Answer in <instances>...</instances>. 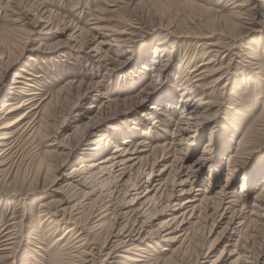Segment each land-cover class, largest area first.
<instances>
[{"label": "rangeland", "instance_id": "rangeland-1", "mask_svg": "<svg viewBox=\"0 0 264 264\" xmlns=\"http://www.w3.org/2000/svg\"><path fill=\"white\" fill-rule=\"evenodd\" d=\"M129 23L131 36L115 33ZM211 57L207 66L229 72L190 92L203 66L192 69ZM254 63L264 70V0H0V107L39 105L36 130L0 166V248L16 242L0 264H70L80 232L95 262L134 243L146 264H264V204L253 207L264 182V71ZM249 127L239 162L228 163ZM101 137L106 150L87 155ZM132 144L147 148L146 164L74 170Z\"/></svg>", "mask_w": 264, "mask_h": 264}, {"label": "bare ground", "instance_id": "bare-ground-1", "mask_svg": "<svg viewBox=\"0 0 264 264\" xmlns=\"http://www.w3.org/2000/svg\"><path fill=\"white\" fill-rule=\"evenodd\" d=\"M243 4L244 3H238L237 4V8L240 7V6H243ZM245 6H246V4H245ZM100 20H102V19H100ZM127 25L128 26L126 28H124L122 31L115 32V33L116 34H120V35L121 34H124V35L128 34L129 36H131L134 33V31H133L134 30V26L132 24H130V23L127 24ZM99 29H101V28H99ZM103 30H105V29H103ZM98 32H100V31H98ZM189 32H190V30H189ZM167 33L172 35L174 32L172 33L171 31L167 30ZM180 34H181V32L179 33L178 36H183L184 35V36H190V37H196V38H200L201 36H203V37L205 36V33L200 32V31L199 32H195V33L191 32V33H186V34H181V35ZM204 46H207V47L210 48L209 52L214 51V56H218L220 50L211 49L213 46H217L216 43H213L212 41H207V42H205ZM247 48H248V46H247ZM221 49H222V47H221ZM213 60L214 59L211 57L210 59H208V60L202 62L200 65H198L199 67L196 68V66H197L196 65L195 68L192 69V71L194 72V71L199 70V68L203 66V69H200L199 71L195 72L196 73L195 77L197 76V78L195 79V82H197V83H192V87L191 88H194V89H193V91H191V89H190V92L193 93L195 90H197L199 92H202L203 89L205 90V89H207V88H209L211 86H214L215 84L219 83V81L223 78V76H225L229 72L228 69H225L226 67H223V66L222 67H215L216 65L215 66H210V67L207 66V65H209L211 63L214 64ZM149 61H150V63L151 62H155L156 59H152V60L148 59L147 62H149ZM254 64H257V66H255L254 68L258 69L257 72H256L258 75L261 72L264 71L262 66H261V64H258V63H254ZM144 68H147V66H145V65L141 66V69H144ZM154 68H155L154 64L153 65L151 64L148 67V70L151 71V70H154ZM18 73L15 74V77H17V78L22 77ZM210 77L213 78V79L210 80L209 82H207L206 84L202 83L204 80H206L207 78H210ZM157 78L158 77H156V79ZM243 79H244V77L241 78V82H242ZM233 81H234V79H233ZM14 82H19V81L17 80V81H14ZM236 82L237 81L235 80V83ZM227 83H228V80L226 81L225 85ZM14 87H17V86H13V88ZM185 89H186V87L184 88V90H183L184 92L182 94L185 93ZM188 92H189V90H188ZM23 93L25 95L33 94V92L32 93H30V92L27 93V92L21 91V94H23ZM186 94L188 95V93H186ZM198 100H200V99H197V101ZM2 103L3 104L0 107V166L4 165L7 161H11L12 158H13V154L14 153L19 154V150H20V147H21V145H20L21 138L23 136L30 137V135L32 133H34V131L36 130V127L34 126L35 123L32 124L34 122V120L37 118V117H35L36 112L34 113L33 110H35L36 108L39 107V105H34L33 104V98L32 99H25V100L20 101L18 103H13V102H10V100L6 99ZM204 103H206V102L199 101L197 105H201V104H204ZM159 106L154 104V105H152L151 109L153 108L155 111L158 112V111H160L162 109ZM182 114H184L183 111H182ZM180 118L182 119L184 117L181 116ZM152 123H154V122H152ZM252 127H253V125H252ZM250 128L251 127H249L247 131L242 133V136H241V138H240V140L238 142L239 148L237 146L238 150L236 151L235 154H232L233 159H231V156H230V158H228V163L232 162L233 164H237V162H239L240 158H238V157H240V155L244 153V150L246 149L247 143L251 139L250 136L253 133L252 130H250ZM24 132H26V133H24ZM256 133H258V132H256ZM256 133H254V134H256ZM101 141H102V137L97 139V140H95V141H93V142H91V144H93L94 146L92 145V147H87L86 149L87 150H91L90 152H92V153H87V155L88 154H92V156H97V155L102 154L106 150L105 146H107V144H103ZM131 142H132V139L130 138V136H128V137L125 136L124 137L123 144L129 145V143L131 144ZM145 143H144V145H145ZM139 145L140 144H132L131 146L133 148L131 150H130V148L128 149V148H125V147H121V145H117V146L114 147L115 148L114 151H112L113 154H111L109 156H106V157H101V158L96 159V160H92V161H88V162H81L80 163L81 164L80 168L79 169L75 168L74 170H82V173H83V170H84V171H86V173H90L93 170L98 169L100 167V164L107 163V162H110V161H116V160L117 161L121 160L119 162V164H126L127 162H131V161H133L131 164H139V163H145L146 164V161H147L146 158H148V156H146V155L139 156V155L142 152L146 151L147 148L146 149H140L138 147ZM171 145H172V143H170L169 145H166L165 148L166 149L169 148V151H174L172 149ZM131 146H129V147H131ZM159 147H161L160 149H161V151H163L164 147L163 146H159ZM14 149H16V150H14ZM154 149H156V148L155 147L154 148H149L148 151L149 150L150 151L153 150V152H154ZM118 152H120V153H118ZM127 152H130L129 156H126L124 158H120L121 156L125 155ZM93 154H95V155H93ZM174 154H175V151L173 152V155ZM162 155H163V152H161V156ZM158 157L159 156H157V154H153L152 162L154 161V164L157 161ZM114 164H115V162L112 163V166H114ZM261 184H262L261 192L260 193L258 192V194L255 196L256 199H255V203L253 202L254 203L253 207H258L259 208V206L264 204V182L261 183ZM54 201H55V199L50 198V200L44 201L42 203L40 202V204H41L42 207L48 208L49 206L52 205V203ZM188 202H190L189 199L181 202L180 203L181 204L180 205L181 206L180 209L181 210L185 209V207L187 206ZM258 208H257V210H258ZM97 209H99V208H96V210ZM101 218H102V216H101ZM96 225L100 226L101 222H99ZM109 232L112 233V228H111V230ZM72 236H73V233H72ZM87 237H88L87 235L81 234V232H80L77 235H75V237L73 238V241H74L73 245L76 248V250L72 251V252H74L76 254L72 255V257L74 256L75 258L71 260L70 264H73V263H76V262H78L80 264H146L147 263L146 260L144 259V256L140 253L141 249H139L137 247L138 245H135L134 243H129L128 244V246L123 250L125 252L124 254H120L119 253V254H114L112 256L110 253H107V254H105L106 255L105 258L100 259V262L91 261L90 259H89L90 260L89 261V260L84 258L85 255H87V254L90 255L89 251L87 250L88 247L83 248V249L81 248V246L83 244H85L86 241L88 242L89 238H87ZM63 238H64V234L59 237V240H62ZM11 239H12V241H11ZM2 242H3V244H2V247L0 248V251L1 250H7V249H13L14 243H16V242L13 241V237L12 236H9L8 238H5L4 240H2ZM91 248L89 249L90 251L92 250ZM135 250H137L138 252L136 251L137 252L136 253ZM113 253H116V251H114ZM82 255H83V259H79V258L82 257ZM120 259H125V260H120Z\"/></svg>", "mask_w": 264, "mask_h": 264}]
</instances>
